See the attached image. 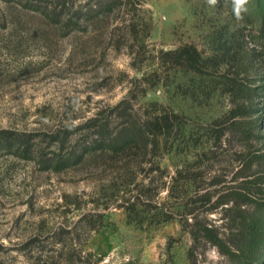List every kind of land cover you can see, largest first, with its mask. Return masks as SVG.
<instances>
[{
	"label": "rangeland",
	"instance_id": "374dc122",
	"mask_svg": "<svg viewBox=\"0 0 264 264\" xmlns=\"http://www.w3.org/2000/svg\"><path fill=\"white\" fill-rule=\"evenodd\" d=\"M26 1L0 0V131L32 135L51 155L52 131L71 137L69 128L96 115L117 132L129 114L176 112L195 132L225 129L223 148L189 160L193 174L222 181L213 187L220 192L236 184L239 169L232 121L245 122L250 147L264 154V0H250L241 21L230 0H36L57 20ZM187 50L201 60L178 64ZM183 153L154 148L144 160L91 152L61 172L0 153V264H237L195 240L183 221L154 216L156 206L179 201L162 187ZM156 163L164 174L150 172ZM251 170L264 179V160ZM150 181L134 222L121 205ZM219 196L197 206L202 226L227 223L226 208L214 206Z\"/></svg>",
	"mask_w": 264,
	"mask_h": 264
},
{
	"label": "trees",
	"instance_id": "16d2710c",
	"mask_svg": "<svg viewBox=\"0 0 264 264\" xmlns=\"http://www.w3.org/2000/svg\"><path fill=\"white\" fill-rule=\"evenodd\" d=\"M21 1L23 2V0ZM26 2L31 6L32 12L44 15L50 13L49 16H55V20L58 19L55 12L49 11L36 0H27ZM101 11L102 9L98 11V14ZM184 54L186 55H180L176 59L178 64H182L184 61L187 65H195L198 60H201L197 50L193 52L187 50ZM119 108L117 107L116 111ZM122 116L119 113L115 118L117 120L124 119ZM128 117L129 120L126 121L123 129L117 132L112 129L113 123L101 118L100 115L89 119L83 125L69 128L76 131L71 133V137L63 129L52 131L49 134V140L50 144L56 146L57 151L52 152L51 155L43 150L40 143H36V139L32 135L3 130L0 131V153L24 161L37 162L43 166L45 171L61 172L85 163L91 152L104 151L121 158L125 154L127 156L129 153L135 152L134 156H142L145 160L147 156L151 155L150 152L154 148H169L171 152L185 150L186 153H183V157L186 158V161L176 168L170 185L166 183L162 187V189L167 188L170 200L179 201L174 205L168 206L167 203H163L156 206L157 213H154V216L162 217L159 219L161 223H168L173 218L183 221L187 227L191 228L195 240H207L217 247L221 254L235 260L237 264H264V179L257 173H251L252 166L264 160V154L259 149L250 147L251 136L242 130L245 122L232 121L235 117H232V120L231 118L226 119L228 123L232 121L230 127L236 131L241 149L235 153L239 162V169L235 173L236 184L220 192L214 188L222 184V181L215 177L212 178V181L210 178L211 182H209L205 175L193 174L194 167L191 166L189 160L196 158L198 162H201L206 155L223 148L225 129L213 130L206 127L203 132H195L193 129H189L186 117L176 112L159 111L155 114H148L142 119L135 118L131 114ZM226 122H221L219 125ZM75 135H79L78 139L72 140V136ZM198 141L203 142L201 143L203 145L197 144ZM193 150H196V153ZM192 154L194 155L192 156ZM143 162L142 160L138 167L148 163L147 161ZM196 164V161L193 162V165ZM128 166L125 164L117 171L120 177ZM155 171L165 173L158 163H156V169L153 167L150 169L152 173ZM163 178H165L164 175ZM152 186L151 181L147 185H143L142 190H140V186L136 185L130 191L128 199L121 205L134 222H140L138 216L141 213V199L142 196H147L146 192H150ZM217 194L220 196L214 206L226 208L227 223L221 227L211 224L202 226L198 223L197 206H202L204 203L211 204L213 196H217ZM146 207L148 206L146 205ZM150 210L148 208L142 212L147 213ZM208 211H213V209ZM191 219H195L196 222L190 223ZM223 219L226 220V217Z\"/></svg>",
	"mask_w": 264,
	"mask_h": 264
},
{
	"label": "clouds",
	"instance_id": "9594fccd",
	"mask_svg": "<svg viewBox=\"0 0 264 264\" xmlns=\"http://www.w3.org/2000/svg\"><path fill=\"white\" fill-rule=\"evenodd\" d=\"M229 0H225L228 3ZM207 5L215 7L218 4V0H206ZM250 0H230L231 11L237 21H241L244 15L249 11L248 5Z\"/></svg>",
	"mask_w": 264,
	"mask_h": 264
}]
</instances>
